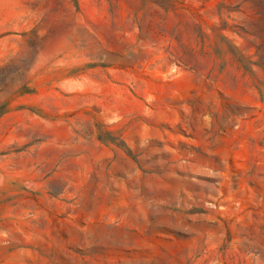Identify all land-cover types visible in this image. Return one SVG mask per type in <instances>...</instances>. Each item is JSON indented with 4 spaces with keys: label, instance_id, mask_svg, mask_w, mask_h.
<instances>
[{
    "label": "rangeland",
    "instance_id": "rangeland-1",
    "mask_svg": "<svg viewBox=\"0 0 264 264\" xmlns=\"http://www.w3.org/2000/svg\"><path fill=\"white\" fill-rule=\"evenodd\" d=\"M0 264H264V0H0Z\"/></svg>",
    "mask_w": 264,
    "mask_h": 264
},
{
    "label": "bare ground",
    "instance_id": "bare-ground-1",
    "mask_svg": "<svg viewBox=\"0 0 264 264\" xmlns=\"http://www.w3.org/2000/svg\"><path fill=\"white\" fill-rule=\"evenodd\" d=\"M130 224V223H129ZM99 232H101V231H99Z\"/></svg>",
    "mask_w": 264,
    "mask_h": 264
}]
</instances>
